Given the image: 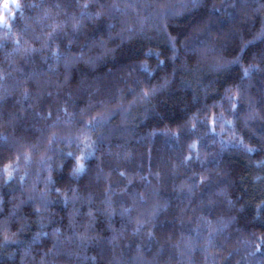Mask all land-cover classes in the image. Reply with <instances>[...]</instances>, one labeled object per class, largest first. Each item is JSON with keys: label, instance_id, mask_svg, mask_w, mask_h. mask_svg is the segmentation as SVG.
I'll list each match as a JSON object with an SVG mask.
<instances>
[{"label": "trees", "instance_id": "16d2710c", "mask_svg": "<svg viewBox=\"0 0 264 264\" xmlns=\"http://www.w3.org/2000/svg\"><path fill=\"white\" fill-rule=\"evenodd\" d=\"M21 3L22 16L12 9L17 13L12 32L0 28V90H9L0 103V137L9 140L7 147L0 144V170L7 164L18 168L7 183L0 172V264H264V67L248 77L237 67L214 70L259 33L264 0H199L196 7L192 0ZM149 3L177 5L176 15L160 20L156 8L144 7ZM181 3L187 7H178ZM33 4L37 7H29ZM101 4L102 25L85 20L73 34L69 18L94 16ZM113 4L139 6L121 15ZM209 22L212 31L204 41L219 55H206L198 44H193L197 54L186 51ZM53 25L62 27L48 47ZM141 26L143 34L128 39L125 32L121 43L124 27ZM169 38L179 40L175 63ZM261 49L264 43L253 45L243 67L256 63ZM57 51L67 59L57 60L52 55ZM156 53L165 62L159 68ZM237 84L234 115L225 97ZM152 87L157 93L141 99ZM65 108L67 116L79 120L83 113L85 121L117 113L89 133L99 150L78 182L60 168L68 162L61 155L75 145L47 142L46 130L57 115V135L80 133L82 125L66 126ZM49 111L51 119L44 118ZM221 114L231 125L221 128ZM43 200L50 202L47 207ZM5 236L16 242L5 244Z\"/></svg>", "mask_w": 264, "mask_h": 264}, {"label": "snow or ice", "instance_id": "6c2138e0", "mask_svg": "<svg viewBox=\"0 0 264 264\" xmlns=\"http://www.w3.org/2000/svg\"><path fill=\"white\" fill-rule=\"evenodd\" d=\"M199 0H192V6L196 7L198 6ZM139 5H125V7L122 9L118 4H113L111 7L115 12H119L121 13V15H125L127 12V9L129 7H137ZM234 6V5H233ZM13 7L17 10H19L21 16L23 14V9L25 7V5H23L21 3V0H4V2L2 4H0V28H2L3 30H5V32L7 33H11L12 29L15 27V21L17 18V13L12 11ZM29 7L32 8H36L37 5L33 4L30 5ZM82 7L84 9H88L90 7L89 4L85 3L82 5ZM145 8H156L157 9V13L156 16L158 19L160 20H166L174 15H176L175 12V8L177 7V5H173L170 3H161V4H145L144 5ZM178 7L180 8H186L187 5L181 3L180 5H178ZM261 7L264 8V3L261 4ZM101 11L97 12L94 16H88V14L86 12H82L78 17L77 16H72L69 19L71 20L72 24V30H73V34H75L76 32L80 31L83 28V22L85 20H95L101 23H103V18H104V11L103 9L105 8V5L101 4L100 5ZM257 11H259V9H257ZM110 16H112L113 19H115V16L112 15V13H109ZM122 25L127 24V21H121ZM61 25H53L51 31L48 33V43L47 46L51 47V42L54 41L57 37V34L59 32V30L61 29ZM108 29H113L115 27V25L113 24H109ZM102 30V29H101ZM22 31H24L25 33H27V28H24ZM140 32L141 34H143V27L141 26L139 29L135 28V27H124L121 33H118V37L121 41V43L124 42L125 40V35L124 33H127V38L131 39L133 36H135L137 34V32ZM212 31V26H211V22L204 24L203 28L200 30V32L192 37V43H188L185 45V50L186 51H191L193 54H197L198 49L196 47L193 46V44H198L201 48L204 49V52L206 55H212L214 57L219 55V51L215 46H209L205 44L204 38L210 36ZM95 38V37H93ZM39 39V38H37ZM109 40H112L113 38L111 36L108 37ZM257 42L260 43H264V26L261 27L259 33L253 38V40L248 41L246 44H243L240 49H239V54L233 53V55L235 56L234 59H232L231 61L227 62V63H219L217 62L216 64H214V70L217 72L220 71H229L231 68L233 67H237L240 68L242 73H243V77H248L251 73H255L261 70L262 67H264V49H261L258 53H256L254 55V59H256V63H252L250 64L249 67H243V63L242 61H244L245 56L248 52V50L255 45ZM101 47H105V42L103 40L99 41ZM171 51L173 53L172 57L170 58L173 63H175L179 57L177 55L178 49L176 48V44L179 43V40H173L172 38H169L168 41ZM14 44L19 45L20 41L19 40H15ZM4 45L0 44V47H2ZM67 51H71V44H69L67 46ZM37 50L36 49H32V52L35 53ZM41 51H43V49H41ZM113 52L115 50H112ZM151 51V50H150ZM150 53H145V56H148ZM53 56L56 57L57 60L60 59H67L66 56H62L59 51L52 53ZM160 53H156L157 59L159 58ZM82 59V57H81ZM47 62V61H46ZM164 61L163 60H159L158 59V64L157 67L159 68L161 65H164ZM140 70L142 72H147L148 69L145 66H141ZM35 76V74H34ZM4 77L0 76V80H3ZM27 79H25L24 82L18 83L15 87L21 88L24 86V83L27 82ZM168 81L167 79H165V84H167ZM37 86L39 87V84L37 83ZM48 87H51V85H48ZM161 90L163 88V85L160 86ZM133 91V90H130ZM158 89L156 87H152L148 90H144L142 91L141 94V99H145L147 100L151 95H155L157 93ZM227 93H233V95H227L225 98L228 100L229 104H230V109L229 111L232 114H237L238 113V109H239V101H240V86L237 84L235 86V89H226ZM9 95V90L7 88L0 90V103H3L4 100H6L8 98ZM28 93H25V98L27 99L28 97ZM47 95L49 97L52 96L51 92H48ZM57 95H59V93L57 92ZM38 100L41 98L40 94L37 93V97ZM95 107V106H92ZM65 113V117L66 119V126H71L73 123H78L80 125H82L81 131L78 135H76L75 137L72 136H67V137H61L59 135H57V133L53 130L55 129L58 125H59V115H57V121L56 123L52 124L50 126L49 129H47L46 131L50 132V135L47 137V142L48 145H54L57 143H67L69 145L74 144L75 145V151H70L67 153H63L61 155V159H64L65 157L67 158V163L66 164H61L60 168L64 169L67 168L68 172H69V176L70 179L75 180V181H79L82 177L83 174H85L88 171V167H87V162H89L90 160H92L95 157V153L99 150L98 149V142L96 140H92L91 136L89 135V133H93L95 132V130L99 127H103L105 126V124L107 123V120H111L113 118V116L117 113H113L112 115L108 116L107 119L101 118V117H91L90 119H88L87 121H85L83 119V113H81V118L79 120L76 119V116H67V109L65 108L64 110ZM53 113L51 111H49L47 113V119H51ZM219 121H222V123L220 124L221 128H223L225 125H231V121H227L224 120L223 115L221 114ZM218 123V120L215 116L212 117V121H211V125H210V131L211 133H215V127ZM190 132H192L194 134L195 132V126H193V128L189 129ZM175 139H179L180 138V134H176ZM0 144L4 145L5 147L9 146V140L7 137H0ZM235 146V145H233ZM240 147H244L243 145V140H240ZM191 147H195V145H190ZM245 151L247 152H253L255 151V149L252 148H246ZM19 159V158H17ZM25 159H29L27 156H25ZM48 159H51L50 157ZM186 159H188L189 161L192 159L190 156L187 157ZM17 165L14 164H7L3 167L2 170H0V172H2V174L4 176L7 177V179L5 180V183H7L8 181L14 179V172L17 171ZM119 175L122 178H126L125 177V173L124 172H119ZM49 182L51 183V177H49ZM201 183H204V180H201ZM70 191H74L72 189H69ZM57 191H59V189H57ZM125 191H127V188L125 189ZM109 192H111V187L109 188ZM107 196V194H106ZM65 205H67V196H65L64 199ZM50 202L47 200H43V206L47 207L48 204ZM110 203V201H109ZM126 211H131L130 209H127ZM36 214L39 215L40 214V210L37 209L36 210ZM123 214V213H122ZM5 230H6V226H5ZM139 230V229H138ZM149 236L151 237V233L149 234ZM4 242L5 244L7 243H15L16 241H9L7 236L4 237ZM257 251H260V249L258 248Z\"/></svg>", "mask_w": 264, "mask_h": 264}, {"label": "rangeland", "instance_id": "374dc122", "mask_svg": "<svg viewBox=\"0 0 264 264\" xmlns=\"http://www.w3.org/2000/svg\"><path fill=\"white\" fill-rule=\"evenodd\" d=\"M4 2V0H0V4H2Z\"/></svg>", "mask_w": 264, "mask_h": 264}]
</instances>
